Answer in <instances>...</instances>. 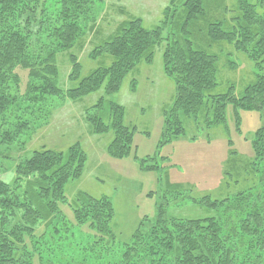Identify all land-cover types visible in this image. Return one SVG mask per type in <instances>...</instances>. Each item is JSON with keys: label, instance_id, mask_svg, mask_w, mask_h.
<instances>
[{"label": "trees", "instance_id": "obj_1", "mask_svg": "<svg viewBox=\"0 0 264 264\" xmlns=\"http://www.w3.org/2000/svg\"><path fill=\"white\" fill-rule=\"evenodd\" d=\"M51 2L57 11H64L58 17L48 16ZM89 2L0 0V146L30 137L45 125L53 101H77L102 91L97 103L84 111L89 132L111 133L108 156L128 158L134 152L136 129L125 124L124 107L105 98L119 92L135 65L149 64L158 47L175 95L162 113L157 148L184 139L182 117L198 129L220 127L226 132L228 106L234 110L236 126L238 111L264 112V0H235L230 7L225 0H170L161 25L147 29L140 19H132L98 48V54L112 56L110 66L78 80L76 58L71 56L69 79L78 83L63 90L51 35L63 37L61 46L70 49L81 21L93 15ZM222 43L243 55L256 71L239 97L232 85L225 93L214 92L224 50L221 46L220 53H210V49ZM235 64L228 61L227 67L234 69ZM18 69L27 71L23 91ZM251 149L242 170L244 179L251 178L243 190L220 201L207 197L198 201L216 211L214 215L169 218L164 193L155 203L153 220L146 222L150 228L141 222L126 243L116 239L111 226L115 209L107 196L80 193L70 202L64 195L86 165L81 145L64 152L41 149L20 160L0 152V264H264V126L256 130ZM233 158L236 165L237 156ZM156 161L157 152L139 160L140 170L158 172ZM176 187L168 189L179 193ZM61 205L70 208L73 222ZM83 227L89 233H81Z\"/></svg>", "mask_w": 264, "mask_h": 264}, {"label": "rangeland", "instance_id": "obj_2", "mask_svg": "<svg viewBox=\"0 0 264 264\" xmlns=\"http://www.w3.org/2000/svg\"><path fill=\"white\" fill-rule=\"evenodd\" d=\"M89 1L92 3L93 15L81 21L80 31L73 37L70 49L61 46L65 43L63 37L51 35V43L57 48L54 60L58 69V84L63 90L73 89L78 83L69 79L72 72L71 56L76 58L78 80L94 70L110 66L112 56L98 54V48L119 34L124 24L132 19H140L147 29L161 25L163 12L170 2ZM225 3L230 7L235 4V0H225ZM58 8H55V2L47 3L48 16L58 17L64 12L57 11ZM46 29L50 27L46 26ZM221 46L224 53L218 63V86L214 92L225 93L232 85L235 95L239 97L245 87L253 82L256 71L249 60L225 43L213 47L210 53H220ZM228 61L236 63L234 69L227 67ZM135 66L125 77L119 92L105 98L106 102H116L123 106L125 124L136 129L134 152L128 158L118 160L108 156L111 133L96 136L89 132L84 111L97 103L104 95L102 91L77 101H53L54 106L50 108L45 125L37 127L30 137L23 135L0 146L2 154L20 160L41 149L64 152L76 143L81 145L87 156L86 165L81 176L66 186L64 195L70 202L80 193L95 198L107 196L115 209L111 226L120 243L129 242L141 222L145 229L150 228L148 224L153 220L155 203L164 193L169 200L166 209L169 218L197 220L214 215L216 211L198 201L206 197L211 201H220L247 186L245 180L249 181L251 177L244 179L242 170L252 156L251 141L254 134L264 126V112L252 110L238 111L239 124L236 126L234 110L228 106L226 132L220 127L198 129L192 120L182 117L186 132L184 139L157 148L163 122L162 113L171 105L175 87L164 75L160 47L156 49L149 64L138 63ZM17 74L23 91L27 71L18 69ZM156 152L155 163L160 167L158 172L141 171L139 160L153 157ZM232 152L235 155H230ZM133 154L138 159L135 160ZM233 156H237L236 165ZM14 164L8 163L10 167ZM8 176L12 177L11 174ZM172 185L178 186L176 189L180 192L170 191L172 188L168 187ZM60 209L73 222L70 208L61 205ZM147 221L149 223L146 224ZM80 232L89 233L86 227Z\"/></svg>", "mask_w": 264, "mask_h": 264}]
</instances>
